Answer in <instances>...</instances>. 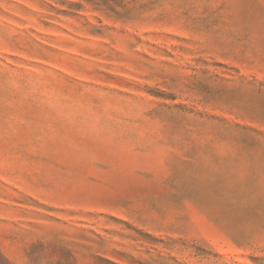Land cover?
Instances as JSON below:
<instances>
[{
    "label": "rangeland",
    "instance_id": "1",
    "mask_svg": "<svg viewBox=\"0 0 264 264\" xmlns=\"http://www.w3.org/2000/svg\"><path fill=\"white\" fill-rule=\"evenodd\" d=\"M0 264H264V0H0Z\"/></svg>",
    "mask_w": 264,
    "mask_h": 264
}]
</instances>
